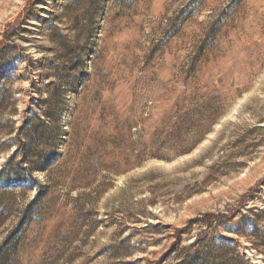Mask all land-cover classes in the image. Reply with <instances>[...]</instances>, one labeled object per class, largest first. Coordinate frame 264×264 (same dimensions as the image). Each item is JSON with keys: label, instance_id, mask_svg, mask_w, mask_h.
<instances>
[{"label": "rangeland", "instance_id": "rangeland-1", "mask_svg": "<svg viewBox=\"0 0 264 264\" xmlns=\"http://www.w3.org/2000/svg\"><path fill=\"white\" fill-rule=\"evenodd\" d=\"M0 264H264V0H0Z\"/></svg>", "mask_w": 264, "mask_h": 264}, {"label": "trees", "instance_id": "trees-1", "mask_svg": "<svg viewBox=\"0 0 264 264\" xmlns=\"http://www.w3.org/2000/svg\"><path fill=\"white\" fill-rule=\"evenodd\" d=\"M206 216H207V215H205L204 218H207ZM179 240H180V237H179V235H178L177 239L175 240V242H174L173 245H172V250H173V251L175 250V247H177V245H178V243H179Z\"/></svg>", "mask_w": 264, "mask_h": 264}]
</instances>
